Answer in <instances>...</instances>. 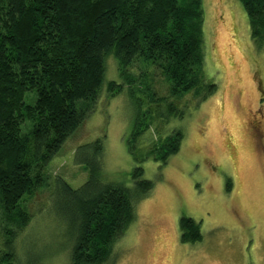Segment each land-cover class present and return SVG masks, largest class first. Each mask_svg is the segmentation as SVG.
Masks as SVG:
<instances>
[{"label": "trees", "instance_id": "trees-1", "mask_svg": "<svg viewBox=\"0 0 264 264\" xmlns=\"http://www.w3.org/2000/svg\"><path fill=\"white\" fill-rule=\"evenodd\" d=\"M240 2L253 43L264 48V0ZM204 23L202 0H0V264H16L13 245L32 219L26 203L45 186L47 165L93 113L109 58L132 96L143 79L159 76L167 87L159 99L151 84L142 88L151 90L152 112H141L134 99L139 112L127 146L135 159L137 142L152 124L148 116L182 119L175 103L180 97L193 93L206 100L216 92L206 79ZM134 67L143 68L142 76H133ZM182 141L183 132L174 130L147 156L165 165ZM77 154L88 180L78 189L63 179L55 182L78 222L70 264H113L114 245L153 182L141 167L132 173L135 189L102 182L100 140ZM231 189L228 182L226 191ZM179 224L182 244L202 241L193 219L182 217Z\"/></svg>", "mask_w": 264, "mask_h": 264}, {"label": "rangeland", "instance_id": "rangeland-1", "mask_svg": "<svg viewBox=\"0 0 264 264\" xmlns=\"http://www.w3.org/2000/svg\"><path fill=\"white\" fill-rule=\"evenodd\" d=\"M202 3L206 79L217 85L216 92L206 100L193 93L180 97L175 103L185 113L182 119L148 116L152 124L137 142L135 159L127 138L138 118L136 101L141 112H152L151 90L146 96L142 88L151 84L159 99L167 87L159 76L143 79L132 96L109 58L93 113L47 165L45 186L26 203L32 219L13 245L16 264H70L78 222L55 182L82 187L88 172L78 148L97 140L104 146L102 182L133 189L137 167L153 182L150 195L135 205L134 222L114 245L113 264H264V126L259 135L249 120L264 118V48L253 43L240 0ZM142 69L130 72L137 78ZM112 83L120 87L109 90ZM177 129L183 141L165 165L147 156ZM182 217L199 224L200 243H181Z\"/></svg>", "mask_w": 264, "mask_h": 264}, {"label": "flooded vegetation", "instance_id": "flooded-vegetation-1", "mask_svg": "<svg viewBox=\"0 0 264 264\" xmlns=\"http://www.w3.org/2000/svg\"><path fill=\"white\" fill-rule=\"evenodd\" d=\"M259 98H260V96H259ZM262 101V99H260V100H258V104L260 103V102ZM250 121H252V124H251V131L252 132H258V134L259 135H261L262 134V132H263V126H264V118H263V116H261V115H258L257 117H255V116H253L251 119H249Z\"/></svg>", "mask_w": 264, "mask_h": 264}]
</instances>
